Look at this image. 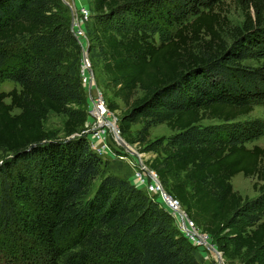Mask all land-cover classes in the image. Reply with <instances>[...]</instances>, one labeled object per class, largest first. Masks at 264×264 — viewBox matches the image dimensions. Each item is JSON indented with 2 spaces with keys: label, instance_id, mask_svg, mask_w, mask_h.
<instances>
[{
  "label": "trees",
  "instance_id": "1",
  "mask_svg": "<svg viewBox=\"0 0 264 264\" xmlns=\"http://www.w3.org/2000/svg\"><path fill=\"white\" fill-rule=\"evenodd\" d=\"M234 2L239 25L227 0H89L85 25L124 106L108 105L121 135L154 153L166 192L224 256L264 264V146L249 145L264 136L252 115L264 105V0ZM70 24L63 0H0V83L16 84L0 91V264H217L146 189L103 173L81 134L89 96ZM50 113L66 116L64 136L45 128ZM163 123L171 134L151 140ZM239 173L262 183L254 199L234 188Z\"/></svg>",
  "mask_w": 264,
  "mask_h": 264
},
{
  "label": "rangeland",
  "instance_id": "2",
  "mask_svg": "<svg viewBox=\"0 0 264 264\" xmlns=\"http://www.w3.org/2000/svg\"><path fill=\"white\" fill-rule=\"evenodd\" d=\"M67 5L71 4L73 6L74 10L73 11H78L82 7H89V0H66ZM227 14L232 21L234 25H239L242 23L244 20V13L243 10L234 2V0H227ZM76 13V14H77ZM66 15L69 18V13L68 11L66 12ZM72 17V14H71ZM84 30H85V37L83 38L84 45L86 46L85 49L87 52V58H89L90 63H91V77H92V83H93V88L94 90L90 91L89 89L86 88L85 82L83 83V86L86 90L89 101V106H90V101L93 96L96 94V90L99 88L103 95L104 98L107 102V105H109L111 102H117L120 107H124L123 103L119 98H117L114 93H113V88L111 87L106 74L103 71V61L101 58H91L89 49H88V42H89V37L86 32V25L84 23ZM82 35V36H83ZM78 43H80L82 47V41L77 40ZM87 43V44H86ZM84 52H83V47H82V54H81V68L82 67V60L84 58ZM86 58V57H85ZM82 72V70H81ZM16 86V84L13 81L6 80L0 83V91H8L12 87ZM6 101L8 102L9 99L7 98ZM109 108V107H108ZM14 112H18L17 109L14 110ZM111 115L107 117V121L114 123V125L117 127L118 131L119 129V116L121 114V109H117L115 111H111ZM253 117H261L264 118V105L260 104L257 105L252 113ZM89 116V115H88ZM66 116L64 114H56V113H50L47 118L44 120V125L45 128L54 133L55 136L57 137H62L65 135L63 131V122L65 120ZM88 122V126H87ZM204 122L209 123L210 120H205ZM92 125V120L87 118V121L84 126V130L81 132V134H85L87 138H92V130H90V126ZM107 137L106 140H104V143L107 145L105 148V151L103 154H101L103 158V167L102 169L104 170L103 173H115L119 174L120 176H125L129 180L133 182L136 186L146 189V185L148 183H151V179L148 176V173L151 169L150 167V161L152 157L154 156L153 152H146L143 151L142 146L136 142V143H129L130 146L138 152V155H134L133 153L129 152L122 144H120L117 141L115 131L114 129L111 128V126L107 125ZM142 127V124H135L132 126V132L134 134H137L138 130ZM171 130L169 127L163 123L159 124L157 126H154L150 130V138L151 140H155L157 138L163 137V136H168L171 134ZM121 134V131H120ZM253 144H259L261 146H264V136L261 137L260 139L254 141L253 143H250L249 145ZM5 152L0 150V163L5 157ZM142 173L143 176H146L148 182L144 184L145 182H138L136 175L137 173ZM235 178V177H234ZM243 179V180H242ZM257 182V179L255 177H246V176H239L235 179H233V185L234 188L239 191L244 197H249L251 199H254L259 195V185L262 183H258V190L254 188V184ZM97 184V183H96ZM165 190V188H164ZM166 192V190H165ZM153 195L156 200L165 208L166 202L163 201L162 194L161 193H150ZM165 204V205H164ZM166 209V208H165ZM181 209L184 211V213L188 216L187 210L185 207L181 205ZM168 212L169 210L166 209ZM172 214V213H171ZM174 217L175 221V226L180 229V225H184L183 221H179L177 219V214H172ZM188 218H190L188 216ZM182 220V219H180ZM196 224V223H195ZM199 230L203 232L201 227L197 226ZM204 233V232H203ZM207 244L206 245H198L195 244L199 250V253L207 260V261H215L217 264H243V261L246 258V254H240V255H234L232 257H226L224 256L222 250L219 247V244L217 243L216 239L210 235L209 239H207Z\"/></svg>",
  "mask_w": 264,
  "mask_h": 264
},
{
  "label": "built area",
  "instance_id": "3",
  "mask_svg": "<svg viewBox=\"0 0 264 264\" xmlns=\"http://www.w3.org/2000/svg\"><path fill=\"white\" fill-rule=\"evenodd\" d=\"M66 1V0H65ZM68 6V5H67ZM71 10V24L70 28L75 37L82 41V47L83 52L86 51L85 45L83 42V38L85 37V30H84V23L86 20H88L91 11L89 7H82L80 8V12L77 13V11H73L74 8L69 4L68 6ZM77 13V14H76ZM83 35V36H82ZM87 44V43H86ZM86 57V58H85ZM82 60V67L81 68V76L83 83L85 82V86L90 91L94 90L93 83H92V77H91V63L89 58L85 56ZM96 89V88H95ZM88 118L89 120H92V125L90 126V130H92V138H88L90 141L91 147L98 152L100 155L103 154L105 151V148L107 145L104 143V140H106L107 137V117L111 115L110 109L108 108L107 102L104 98V95L102 91L98 88L96 90L95 96L91 98L90 106L88 109ZM88 126V122H87ZM149 178L151 179V183H148L146 185V190L149 193H161L163 201L166 202L165 208L169 210L172 214H177V219L179 221H183L184 225H180V229L183 232V234L195 245H206L207 239H209L210 234L203 233L201 230L197 228V224L191 219L188 218V216L184 213V211L181 209L180 202L170 196L167 192H165L164 187L162 186L156 172L154 170H150L148 173ZM136 178L138 182L142 183L145 182L146 184L148 182L146 176H143L142 173H137ZM138 187V186H137ZM140 188V187H139ZM168 196V200L164 199L163 196ZM182 212V214H180ZM182 219V220H180Z\"/></svg>",
  "mask_w": 264,
  "mask_h": 264
},
{
  "label": "water",
  "instance_id": "4",
  "mask_svg": "<svg viewBox=\"0 0 264 264\" xmlns=\"http://www.w3.org/2000/svg\"><path fill=\"white\" fill-rule=\"evenodd\" d=\"M63 2L67 5L65 0H63ZM87 52H88V50L84 52V56L87 55ZM115 131H116L115 135H116L117 141L120 144H122L129 152L133 153L134 155H138V152L136 150H134L133 148H131L129 142L120 134V130L118 131L116 126H115Z\"/></svg>",
  "mask_w": 264,
  "mask_h": 264
},
{
  "label": "bare ground",
  "instance_id": "5",
  "mask_svg": "<svg viewBox=\"0 0 264 264\" xmlns=\"http://www.w3.org/2000/svg\"><path fill=\"white\" fill-rule=\"evenodd\" d=\"M107 123H108V125L111 126V128L114 129V131H115V125H114V123L109 122V121H107ZM115 133H116V131H115ZM131 148H132V147H131ZM163 197H164V199L168 200V196H167V195H166V196H163ZM180 214H182V212H181Z\"/></svg>",
  "mask_w": 264,
  "mask_h": 264
},
{
  "label": "crops",
  "instance_id": "6",
  "mask_svg": "<svg viewBox=\"0 0 264 264\" xmlns=\"http://www.w3.org/2000/svg\"><path fill=\"white\" fill-rule=\"evenodd\" d=\"M239 176H244L242 173H239V174H237L236 176H235V178H237V177H239ZM235 178H233V179H235ZM243 180V179H242Z\"/></svg>",
  "mask_w": 264,
  "mask_h": 264
}]
</instances>
